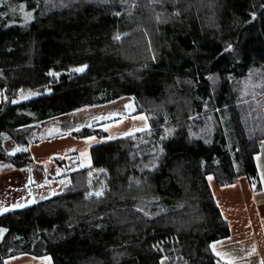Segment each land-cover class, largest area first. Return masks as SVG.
<instances>
[{"label": "trees", "instance_id": "obj_1", "mask_svg": "<svg viewBox=\"0 0 264 264\" xmlns=\"http://www.w3.org/2000/svg\"><path fill=\"white\" fill-rule=\"evenodd\" d=\"M1 3L0 14L17 22L0 26V169L33 164L44 122L125 97L150 129L57 159L68 171L61 190L0 216V264L22 255L50 264H219L212 244L230 231L208 178L219 186L242 172L258 179L253 95L240 84L264 72V0ZM24 3L37 14L30 22L13 9ZM29 92L39 96L13 103ZM99 125L70 134L109 137Z\"/></svg>", "mask_w": 264, "mask_h": 264}, {"label": "rangeland", "instance_id": "obj_2", "mask_svg": "<svg viewBox=\"0 0 264 264\" xmlns=\"http://www.w3.org/2000/svg\"><path fill=\"white\" fill-rule=\"evenodd\" d=\"M1 4L2 3L0 0V5ZM25 5V3L20 7H16L15 5H13V9L17 8L19 9V11L22 10L21 14H17V17H22L26 22H30L34 20V16H36L37 14H33L34 10L32 8L24 9ZM14 15L0 14V26L12 25L13 23H16L17 19ZM77 69L83 70L76 71ZM77 69H74L73 72L82 73L86 70V67L84 66ZM240 85L242 93L248 94L251 92V94L253 95L252 99L247 101L249 105L248 113L251 120L250 131L248 133L249 135L252 134L256 138L253 116L254 113L258 112L261 108L264 107V72L260 70L255 71L253 74L248 76L247 79L244 80ZM260 90L261 92L259 93ZM38 96L39 95L34 92L22 93L16 100L13 101V103L17 104L26 102ZM3 98H5L4 93L0 92V103L2 102ZM135 107L136 105L134 99L131 97H125L109 104L79 110L69 115L44 122L42 124L44 129V140H51L59 135H64L67 132L71 133L74 131H79L85 127H92L93 125L96 126L100 123L102 124L96 128H102L109 134V136L112 135L113 138L127 137L144 132L145 130L147 131L149 126L148 118L145 113H134ZM107 138L99 139L104 140ZM7 147L10 150L14 149L12 143H7ZM83 153L84 152H77L74 154ZM90 164V157L83 156L81 165L83 167H91ZM7 170L13 169H10L9 167H2L0 169V173ZM64 172L68 174L67 170L63 171V168L55 162V165L49 168L46 176H44L43 172H41L39 169H29L22 172L20 176H13L6 173L1 174L0 216L10 211H14V209H24L31 206L33 203L50 198L53 194L60 191L61 188L68 182L67 176L62 177ZM23 181L26 185L25 189L21 188L20 183H23ZM13 187L16 188L13 189ZM29 198H32L31 202H27ZM2 204L9 205L8 207L3 208ZM5 233L6 230L4 228H0V240H2ZM35 263L50 264L51 260L44 257L22 255L19 257L8 259L6 261V264Z\"/></svg>", "mask_w": 264, "mask_h": 264}, {"label": "crops", "instance_id": "obj_3", "mask_svg": "<svg viewBox=\"0 0 264 264\" xmlns=\"http://www.w3.org/2000/svg\"><path fill=\"white\" fill-rule=\"evenodd\" d=\"M253 123L258 140V153L255 156L257 181L251 183L244 172L238 173L236 182L227 186H219L212 176L208 178L217 206L230 231L228 237L212 244L219 264H264V107L254 113ZM87 137L75 138L67 132L51 140L40 141L30 147L33 158L31 166L7 170L0 175L6 173L20 176L29 169H39L46 176L57 159L88 151L94 146L116 139L112 135L104 140L95 136ZM20 184L21 188H26L24 181ZM31 200L29 198L27 202ZM8 205L2 204V207L6 208Z\"/></svg>", "mask_w": 264, "mask_h": 264}, {"label": "snow or ice", "instance_id": "obj_4", "mask_svg": "<svg viewBox=\"0 0 264 264\" xmlns=\"http://www.w3.org/2000/svg\"><path fill=\"white\" fill-rule=\"evenodd\" d=\"M83 69H77L76 71H82ZM210 179V178H209ZM97 195H99V193H97Z\"/></svg>", "mask_w": 264, "mask_h": 264}]
</instances>
